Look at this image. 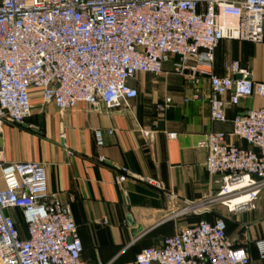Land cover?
<instances>
[{"label":"built area","instance_id":"2783aa9c","mask_svg":"<svg viewBox=\"0 0 264 264\" xmlns=\"http://www.w3.org/2000/svg\"><path fill=\"white\" fill-rule=\"evenodd\" d=\"M226 40L264 41V0H0V122L26 127L32 90L60 111L79 104L94 111L128 106L138 98L130 83L140 75H162L174 58L172 73L194 86L186 102L202 98L199 87L207 80L211 119L227 123V110L243 100L264 103V82L246 78L240 62L224 77L214 74L216 49ZM172 105L168 98L154 110L164 114ZM231 124V134H206L197 147L208 152V175L220 178L217 195L185 202L178 215L203 216L218 204L228 213L255 210L264 192V104ZM94 138L102 148L104 133L96 131ZM1 171L0 264H88L70 206L49 191L46 165L12 163ZM117 171V185L131 178L127 168ZM144 182L164 190L158 181ZM237 200L242 203L233 206ZM14 211L23 214L25 239ZM254 247L264 261V239ZM135 264H252V258L247 247L233 245L225 219L217 216L141 251Z\"/></svg>","mask_w":264,"mask_h":264},{"label":"crops","instance_id":"0c3cea01","mask_svg":"<svg viewBox=\"0 0 264 264\" xmlns=\"http://www.w3.org/2000/svg\"><path fill=\"white\" fill-rule=\"evenodd\" d=\"M175 61L166 64L160 76L140 75L132 81L138 98L128 106H102L94 111L79 104L60 111L32 90V116L26 127L0 122V190L4 189L1 167L5 164H45L49 191L70 206L83 246L82 260L88 264H135L141 251L161 246L166 238L201 219L212 223L217 216L225 219L233 245L247 247L252 264H264L254 247L264 239V192L251 212L228 213L223 207L216 212L213 207L212 213L203 216L178 215L185 202L215 197L219 191L220 178L209 176L205 169L208 152L197 148L202 136L231 134L236 116L264 103L259 98L243 100L227 110V123L214 122L209 82L200 85V100L186 102L194 86L172 73ZM234 62L241 63L246 78L264 82V41H222L215 52L214 74L226 76ZM168 98L173 100L172 107L164 114L155 112V105ZM99 130L104 133L102 148L94 138ZM169 134L177 138L170 140ZM232 143L247 148L243 142L232 139ZM100 157L105 164L99 163ZM122 167L131 178L117 185V169ZM146 179L160 182L164 190L148 185ZM12 216L21 237L27 238L22 212L14 211Z\"/></svg>","mask_w":264,"mask_h":264},{"label":"rangeland","instance_id":"374dc122","mask_svg":"<svg viewBox=\"0 0 264 264\" xmlns=\"http://www.w3.org/2000/svg\"><path fill=\"white\" fill-rule=\"evenodd\" d=\"M221 207H222V206H220V205L218 204V205H215V206H214V209H215L216 212H221V211H223V210L220 209Z\"/></svg>","mask_w":264,"mask_h":264},{"label":"bare ground","instance_id":"6f19581e","mask_svg":"<svg viewBox=\"0 0 264 264\" xmlns=\"http://www.w3.org/2000/svg\"><path fill=\"white\" fill-rule=\"evenodd\" d=\"M242 203V200H237V201H235L234 203H233V206L234 205H237V204H241Z\"/></svg>","mask_w":264,"mask_h":264}]
</instances>
